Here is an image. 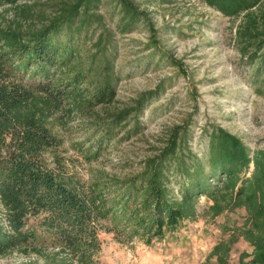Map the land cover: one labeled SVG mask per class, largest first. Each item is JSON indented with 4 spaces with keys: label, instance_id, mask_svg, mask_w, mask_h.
I'll return each instance as SVG.
<instances>
[{
    "label": "trees",
    "instance_id": "16d2710c",
    "mask_svg": "<svg viewBox=\"0 0 264 264\" xmlns=\"http://www.w3.org/2000/svg\"><path fill=\"white\" fill-rule=\"evenodd\" d=\"M202 1L241 17L237 50L255 68L252 81L263 85V0ZM103 2L0 0V257L31 252L41 264H96L100 232L119 243L150 244L184 221L214 222L243 210L240 223L223 221L224 237L200 264L214 256L213 264H264V145L251 147L212 125L204 152H195L188 119L165 126L136 163L124 157L119 173L100 167L89 180L57 152L60 127L73 118L87 134L80 147L87 163L137 136L140 114L158 90L118 100L115 33L152 24L137 0H112L113 30L100 13ZM38 216L40 233L27 225ZM41 235L50 249L38 242ZM239 237L252 251L231 262Z\"/></svg>",
    "mask_w": 264,
    "mask_h": 264
},
{
    "label": "rangeland",
    "instance_id": "374dc122",
    "mask_svg": "<svg viewBox=\"0 0 264 264\" xmlns=\"http://www.w3.org/2000/svg\"><path fill=\"white\" fill-rule=\"evenodd\" d=\"M137 1L147 10L152 28L139 25L127 33H115L117 98L124 102L142 91L158 89L140 114L143 131L109 146L105 155L87 163L80 148L87 147V134L77 119H71L66 127H60L63 144L57 149L75 161L74 166L67 164L68 169L84 180L100 167L117 171L124 157L136 163L147 155L148 145L156 143L165 126L188 119L195 152H204V133L212 125L237 135L251 147L264 145V84L258 87L252 81L255 68L242 62L237 50L235 27L241 17H227L202 0ZM113 7L112 0H104L100 13L114 30L117 16H112ZM259 77H264V70ZM243 215V210H237L214 222L202 218L187 226L182 222L150 244L139 240L119 243L111 234L100 232L94 259L96 264H195L201 258L198 251V256L194 255L199 241L196 234L210 233L225 219L230 224L233 220L240 223ZM41 218L29 217L27 225L40 233ZM38 242L52 247L50 238L43 235ZM31 262L41 264V259L31 252L0 257V264Z\"/></svg>",
    "mask_w": 264,
    "mask_h": 264
},
{
    "label": "crops",
    "instance_id": "0c3cea01",
    "mask_svg": "<svg viewBox=\"0 0 264 264\" xmlns=\"http://www.w3.org/2000/svg\"><path fill=\"white\" fill-rule=\"evenodd\" d=\"M190 222L191 221H184L182 224L183 225L186 224L184 226H187L188 225L187 223H190ZM179 226H181V225H177L175 227L167 229L166 231L178 228ZM223 237H224V234L221 231V225L219 226V228H214L210 233L207 232V233L202 234V236L200 233H197L196 239H199V241H198V243H195L196 244V246H195L196 252L194 253V255L197 257L198 256L197 251H198L201 258L198 261H196L195 264L207 263L206 257L208 255V253L211 251L213 246L219 240H221V238H223ZM244 251L247 253H251L252 247L246 241H244L242 238L239 237L232 244L229 254H230V257H234L235 259H237L239 257V255ZM208 263H212V264L216 263L215 256L210 258V262H208Z\"/></svg>",
    "mask_w": 264,
    "mask_h": 264
},
{
    "label": "built area",
    "instance_id": "2783aa9c",
    "mask_svg": "<svg viewBox=\"0 0 264 264\" xmlns=\"http://www.w3.org/2000/svg\"><path fill=\"white\" fill-rule=\"evenodd\" d=\"M229 260H230L231 262H233V261H235L236 259H235L234 257H229Z\"/></svg>",
    "mask_w": 264,
    "mask_h": 264
}]
</instances>
